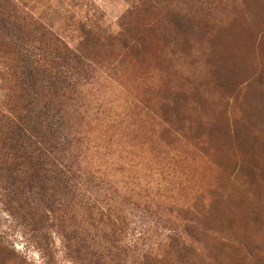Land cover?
<instances>
[{"label":"rangeland","instance_id":"obj_1","mask_svg":"<svg viewBox=\"0 0 264 264\" xmlns=\"http://www.w3.org/2000/svg\"><path fill=\"white\" fill-rule=\"evenodd\" d=\"M84 1L97 78L65 106L84 248L49 218L46 255L0 172V264H117L91 202L127 224L119 264H264V0ZM80 4L35 8L76 46Z\"/></svg>","mask_w":264,"mask_h":264},{"label":"trees","instance_id":"obj_2","mask_svg":"<svg viewBox=\"0 0 264 264\" xmlns=\"http://www.w3.org/2000/svg\"><path fill=\"white\" fill-rule=\"evenodd\" d=\"M76 1L80 11L72 19L80 17L75 28L82 39L72 46L38 15L35 4L49 0H0V172L8 179L23 177L8 193L24 214L40 216L34 225L46 255L44 221L49 218L61 225L67 219L68 239L84 248L79 221L67 202L80 198L86 174L78 140L66 133L65 106L87 80L96 81L98 63L86 47L91 37L86 21L95 14L85 11L88 2ZM80 208L94 228L103 230L102 237L110 239L119 264L126 252L125 220L92 202Z\"/></svg>","mask_w":264,"mask_h":264}]
</instances>
